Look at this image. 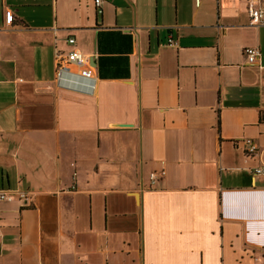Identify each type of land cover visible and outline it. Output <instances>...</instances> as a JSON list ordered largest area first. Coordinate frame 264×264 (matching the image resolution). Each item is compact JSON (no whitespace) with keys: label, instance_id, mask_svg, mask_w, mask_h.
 <instances>
[{"label":"crops","instance_id":"obj_1","mask_svg":"<svg viewBox=\"0 0 264 264\" xmlns=\"http://www.w3.org/2000/svg\"><path fill=\"white\" fill-rule=\"evenodd\" d=\"M249 1L0 0V264H264ZM70 37L94 93L55 83Z\"/></svg>","mask_w":264,"mask_h":264},{"label":"built area","instance_id":"obj_2","mask_svg":"<svg viewBox=\"0 0 264 264\" xmlns=\"http://www.w3.org/2000/svg\"><path fill=\"white\" fill-rule=\"evenodd\" d=\"M102 0H95V5L99 8L101 6ZM248 13L251 20L252 26L264 25V7L257 5L254 0L248 3ZM68 43L72 48L68 52H56L55 62H56V75L55 83L57 87L70 89V90H80L72 85H68L67 81L69 79H81L85 81H90L93 83L90 90L87 92L94 93L96 87L97 78L94 75L93 67L90 63L91 57L85 55L77 48V41L74 37H70ZM170 45H175L173 38L169 39ZM244 55L250 64L255 63L260 55V51L257 48L248 47L244 50ZM245 152L248 156H256L258 154V147L252 140H245ZM256 175H264V166H260L255 169ZM165 172L152 173L150 175L151 184L155 185L160 176H164ZM20 198L27 201V194L20 192L18 194ZM6 198V193L0 192V200Z\"/></svg>","mask_w":264,"mask_h":264}]
</instances>
